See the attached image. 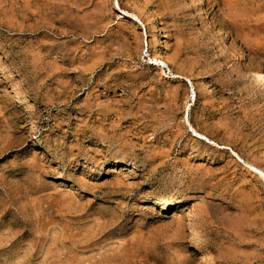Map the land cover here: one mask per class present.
<instances>
[{
  "label": "rangeland",
  "instance_id": "1",
  "mask_svg": "<svg viewBox=\"0 0 264 264\" xmlns=\"http://www.w3.org/2000/svg\"><path fill=\"white\" fill-rule=\"evenodd\" d=\"M252 69L264 0H0V264H264Z\"/></svg>",
  "mask_w": 264,
  "mask_h": 264
},
{
  "label": "bare ground",
  "instance_id": "2",
  "mask_svg": "<svg viewBox=\"0 0 264 264\" xmlns=\"http://www.w3.org/2000/svg\"><path fill=\"white\" fill-rule=\"evenodd\" d=\"M32 29V28H31ZM158 30V28H157ZM155 32H158L155 30ZM152 40V39H151ZM153 41H154V47H153V51L157 52L159 55L158 56H161L162 54V49H161V45H160V42L159 40L157 39V34H155L153 36ZM219 50V49H218ZM216 51V50H215ZM218 53V52H217ZM216 54V53H215ZM157 56V55H156ZM163 56V55H162ZM219 56V54H218ZM156 60V59H155ZM157 61V60H156ZM168 62V59L163 56V57H159V64H162V65H166V63ZM222 65V64H221ZM252 76H253V79L261 86L263 87L262 89H264V70H258V69H252ZM91 79V78H90ZM257 86V85H256ZM193 89V88H192ZM261 90V89H260ZM194 93V91L192 92ZM207 130V129H206ZM225 137H229V136H225ZM222 139V138H221ZM226 139V138H225ZM248 163V162H247ZM220 164V163H219ZM223 167V166H222ZM224 168V167H223ZM222 168V169H223ZM251 168L255 169V170H258V172L264 176L263 172L261 170L258 169V167L256 166H251ZM205 172V171H204ZM207 172V171H206ZM226 173V171H224ZM240 180V179H239ZM231 181V180H230ZM236 182V181H235ZM244 182V181H243ZM233 183V182H232ZM235 184V183H234ZM242 184V183H241ZM238 185V184H237ZM236 185V186H237ZM248 185V184H247ZM244 186V185H243ZM242 186V187H243ZM249 186V185H248ZM241 187V188H242ZM238 188V187H237ZM244 188V187H243ZM246 188V187H245ZM250 188V187H249ZM237 190V189H236ZM242 191V189H241ZM233 193V192H232ZM230 199V198H229ZM226 204H224L225 206ZM227 206V205H226ZM235 206V205H234ZM235 208V207H234ZM231 209V208H230ZM227 210V209H226ZM232 210V209H231ZM234 211V210H233ZM243 211V210H242ZM238 212V211H237ZM223 213V211H222ZM243 214V213H242ZM242 217V216H241ZM181 262V261H180ZM181 264V263H180Z\"/></svg>",
  "mask_w": 264,
  "mask_h": 264
}]
</instances>
